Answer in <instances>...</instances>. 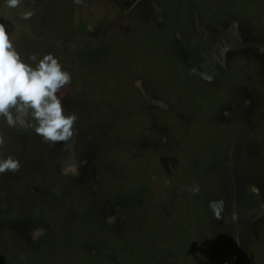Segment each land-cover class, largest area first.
<instances>
[{"label": "rangeland", "instance_id": "rangeland-1", "mask_svg": "<svg viewBox=\"0 0 264 264\" xmlns=\"http://www.w3.org/2000/svg\"><path fill=\"white\" fill-rule=\"evenodd\" d=\"M0 23L24 60L51 53L71 73L59 95L79 117L56 158L60 142L0 118V158L20 163L0 174V264H237L221 227L264 225V195L252 207L239 188L264 179V0H0ZM205 36L229 51L190 76L179 48Z\"/></svg>", "mask_w": 264, "mask_h": 264}, {"label": "clouds", "instance_id": "clouds-1", "mask_svg": "<svg viewBox=\"0 0 264 264\" xmlns=\"http://www.w3.org/2000/svg\"><path fill=\"white\" fill-rule=\"evenodd\" d=\"M21 2L6 0V6L19 8ZM75 2L81 3V0ZM33 14V11L26 10L22 19H30ZM28 61L21 57L5 25L0 23V118L9 127L34 130L44 142L69 140L75 134L79 117L74 113L66 114L59 93L71 83V73L51 53L39 59L32 55ZM4 140L0 133V146H3ZM19 169V160L13 156L0 158V174ZM187 190L197 194L199 186ZM223 206V200L209 202V208L218 220L221 219Z\"/></svg>", "mask_w": 264, "mask_h": 264}, {"label": "flooded vegetation", "instance_id": "flooded-vegetation-1", "mask_svg": "<svg viewBox=\"0 0 264 264\" xmlns=\"http://www.w3.org/2000/svg\"><path fill=\"white\" fill-rule=\"evenodd\" d=\"M228 26H231V24L230 25L228 24L227 27ZM203 28H204L205 34H207L209 36L211 32L208 31L207 26L203 25ZM206 38L207 37L205 36L204 38H202V40L200 42H198V41H196L195 37H193V38L190 37L189 40L185 39L190 44H187L183 49H182V47L179 48L182 64L184 66L187 65L188 67H190V69L187 71V73L190 76H192V74L198 73V68L201 65V63H203V64L207 63V61L205 60V59H207V53L209 56H214L216 53L222 55L225 51L226 52L229 51L228 46H225V45H223L221 50H218V48L212 46V42L210 40L208 41V47H207ZM233 38L235 39L236 35ZM194 41H196L198 44H196ZM199 45H202V48L205 50V53L203 51L202 54H200L199 50L196 49V48H198ZM231 46H230V51H234V50L239 49L236 47L233 48V45H231ZM257 46H258V44H257ZM252 48H256V47L252 44ZM195 50H197V51L195 52ZM199 70L201 71V69H199ZM62 101H63V105L65 106L66 110L70 109L71 102L68 101L66 97H62ZM171 105L172 104L169 100H167L166 105L163 104L164 107L165 106L170 107ZM145 109H146V103H145ZM243 112H248V111L243 110ZM242 117L248 118L246 114H243ZM76 136L77 135L75 134V136L73 137V141L71 140L72 142H70V140H69V141H67V143L64 144V141H63V142H60L58 147L52 146L55 148V158L60 157V156L64 157L63 155H69L70 154V150H72L73 143L75 142ZM164 138L166 139V137H164ZM164 138H163V140H165ZM94 149L95 148L92 147V148H89L88 151L91 152V154H92L95 151ZM59 151H61L60 155H58ZM50 152H51V150H50ZM51 155H52V153H51ZM241 171H243L242 168H240V172ZM261 173L264 176V172H261ZM239 183H240L239 186H243L242 188L239 187L240 192L244 191L242 197L245 199H249V201H244V203L255 200L256 196L264 195V186H263L264 185V179L261 178V174H259L258 179L255 180V184H253L256 188H258L257 191L253 190V187L251 188L252 190L250 189L251 185H249V181L247 179L240 180ZM256 183H257V186H256ZM260 184L262 185V188H260ZM245 185H247V186H245ZM248 189H250V190H248ZM239 196H241V195H239ZM121 201L123 202L124 200H121ZM250 203L252 204V207H253V202H250ZM117 205H121V204H117ZM125 205H127V204H125ZM104 207L110 208V207H113V204L111 203L108 205V203H107L104 205ZM190 209L192 212H194V210H195L192 208H190ZM258 214H259V216H257L256 218L259 219L260 221H263L264 220V214L263 215H260V213H258ZM102 218L104 219V215H102ZM109 225H111V222L107 223V226H109ZM221 229L224 230L223 234L225 235V237L228 238V242L232 246V250H230L229 252L231 255L235 256V257H233L234 258L233 261H236L237 264H246L249 261H253L255 264H264V258L259 259L258 257L255 256V253H259V251L255 248H253L251 246V243H250L252 240V237H253V239L256 240L257 244L264 245V234H262V233H264V225L260 224V226H258L257 228H256V225L253 228H250V227L248 228V227H245L242 225L235 224V221H233V222L225 223V225H223L221 227ZM251 229L253 230V232L250 231ZM188 230L191 234L198 236V239H194L193 242H190L189 246H191V244H196V240H198V241L203 240V242H205L206 240H208V237H210L208 235H205L208 232L205 225L198 226V227L193 228V229L188 228ZM187 232H186V234H187ZM246 233L248 234V236L246 235ZM223 236L220 238L218 236L219 243H220V240H221V242H224L227 240ZM236 236H238V238H240V239L236 240ZM159 243L157 244V247H160L162 249V245ZM204 249H206V248H204ZM202 251H200L201 255H202ZM214 251L215 250L210 252V254H212ZM214 254H216V253H214ZM227 255H229L228 252H227ZM206 260L213 261V259H207V258H206ZM157 261H159V259ZM216 261H218V260H216ZM223 261H228V260L224 259ZM193 263H194L193 261L192 262L190 261V264H193ZM183 264H184V262H183ZM188 264H189V261H188Z\"/></svg>", "mask_w": 264, "mask_h": 264}]
</instances>
